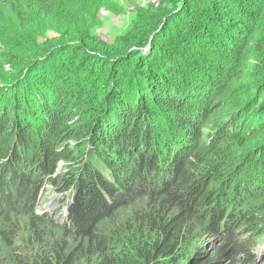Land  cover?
Listing matches in <instances>:
<instances>
[{"label":"trees","instance_id":"16d2710c","mask_svg":"<svg viewBox=\"0 0 264 264\" xmlns=\"http://www.w3.org/2000/svg\"><path fill=\"white\" fill-rule=\"evenodd\" d=\"M0 1V264L244 261L241 230L264 235V0L139 9L112 44L73 17L99 0ZM63 15L69 41L22 47ZM49 188L71 196L62 224L38 212Z\"/></svg>","mask_w":264,"mask_h":264},{"label":"rangeland","instance_id":"374dc122","mask_svg":"<svg viewBox=\"0 0 264 264\" xmlns=\"http://www.w3.org/2000/svg\"><path fill=\"white\" fill-rule=\"evenodd\" d=\"M175 4H178V0H99V4L94 6L93 10H86L81 12V14L79 13V15H73V17L76 19L78 26H84L86 23H88V25H90L89 28L92 27L93 32L98 34L103 42L112 44L119 36H125L126 33H128V29L134 17L136 16L134 12L138 11L139 9L140 12H142L147 9H151V11H157V9L173 8L176 6ZM3 7L5 6L0 1V16H4L3 19L0 17V25L1 21L7 25L10 21L9 19H11V15L7 10H5L6 8L3 9ZM150 13L151 12H149V14ZM63 16V18L60 17L58 20L60 23H62V26H59V24L55 21L56 17H53L52 19L45 22L43 24L44 26H38L36 30L38 43L36 44H34L32 41L20 43V41H18L20 38L18 30L11 28L12 32L14 33L12 42H19L22 44L23 48L29 50H34L38 47L37 49H40L38 51V55H41V53L50 48L63 45L65 42L70 40L68 35L72 36V30L74 31L77 29V25L75 26V23L72 27L70 26L71 28L69 27L66 29V20L69 21L71 16L65 21V15ZM4 53H6V50L2 52L0 44V66L2 62L5 61H2V54ZM5 69L9 71L10 66L6 65ZM1 84H3V82L0 80V85ZM49 189V192L45 193L41 197L40 204L42 206L37 208L38 212L41 214L42 212H47L51 218L56 219L58 223L62 224L68 219V206L71 203V196L70 194L66 196L54 194L53 190L51 188ZM262 193H264V190L263 192L258 193V195ZM126 215H128L127 212L121 214V216ZM241 232L242 234L239 236V245L242 246L243 252H246L247 255L245 256L244 261L242 260L238 264H263L264 235L257 237L255 234H247L245 230H241ZM197 243H200L201 246L204 247L205 252L208 254L212 252V249H210L209 245L205 244V239ZM244 244L247 246H243ZM234 260L237 261L238 258L235 257Z\"/></svg>","mask_w":264,"mask_h":264},{"label":"clouds","instance_id":"9594fccd","mask_svg":"<svg viewBox=\"0 0 264 264\" xmlns=\"http://www.w3.org/2000/svg\"><path fill=\"white\" fill-rule=\"evenodd\" d=\"M43 213H45V212H43ZM67 217H68V215H67Z\"/></svg>","mask_w":264,"mask_h":264}]
</instances>
